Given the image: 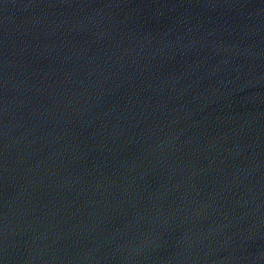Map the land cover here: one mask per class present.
<instances>
[{"label": "water", "instance_id": "water-1", "mask_svg": "<svg viewBox=\"0 0 264 264\" xmlns=\"http://www.w3.org/2000/svg\"><path fill=\"white\" fill-rule=\"evenodd\" d=\"M0 264H264V0H0Z\"/></svg>", "mask_w": 264, "mask_h": 264}]
</instances>
